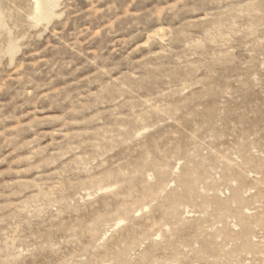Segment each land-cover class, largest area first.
<instances>
[{"label": "rangeland", "instance_id": "obj_1", "mask_svg": "<svg viewBox=\"0 0 264 264\" xmlns=\"http://www.w3.org/2000/svg\"><path fill=\"white\" fill-rule=\"evenodd\" d=\"M0 0V264H264V0Z\"/></svg>", "mask_w": 264, "mask_h": 264}, {"label": "bare ground", "instance_id": "obj_2", "mask_svg": "<svg viewBox=\"0 0 264 264\" xmlns=\"http://www.w3.org/2000/svg\"><path fill=\"white\" fill-rule=\"evenodd\" d=\"M37 7V12H36V18L38 19H46L48 16L49 8L47 7L46 4L41 2V0H38V6Z\"/></svg>", "mask_w": 264, "mask_h": 264}]
</instances>
